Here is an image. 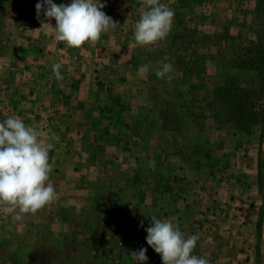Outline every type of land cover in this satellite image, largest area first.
<instances>
[{
	"label": "rangeland",
	"instance_id": "rangeland-1",
	"mask_svg": "<svg viewBox=\"0 0 264 264\" xmlns=\"http://www.w3.org/2000/svg\"><path fill=\"white\" fill-rule=\"evenodd\" d=\"M37 2L0 0V121L15 115L58 135L49 181L57 198L21 221L0 205V264H137L131 253L142 247L146 264H162L146 243L152 215L198 235L194 254L209 264H264V125L249 133L229 131L204 107L213 83L223 79L246 41H227L233 48L227 51L223 40L204 47L191 38L173 44L167 36L141 47L134 28L146 10L144 0H100L116 27L95 45L70 48L54 39V18L41 11L37 19ZM160 2L174 10L173 27L187 22L200 38L225 29L255 37L249 24L256 0ZM169 51L187 59L190 69L203 61L199 77L177 78L171 61L170 82L150 80ZM56 63L62 64L60 81L53 73ZM145 64L150 71L142 79L137 72ZM254 73L243 72L250 90L258 84ZM256 94L257 106L264 105V85ZM154 103L164 112L153 111ZM110 106L119 115L111 117ZM81 117L94 122L97 132L77 125ZM77 128L86 134L83 141Z\"/></svg>",
	"mask_w": 264,
	"mask_h": 264
},
{
	"label": "clouds",
	"instance_id": "clouds-1",
	"mask_svg": "<svg viewBox=\"0 0 264 264\" xmlns=\"http://www.w3.org/2000/svg\"><path fill=\"white\" fill-rule=\"evenodd\" d=\"M146 10L141 12L135 23L134 40L138 46H150L163 41L170 34L174 23V10L160 0H144ZM106 5L100 0H70V3L56 4L53 0H40L35 5L37 19L41 11L47 19H55L51 25L52 35L58 42L70 48H81L85 43L95 45L102 34L116 27V22L102 9ZM58 81L63 80L61 63L53 66ZM150 66L139 67L137 75L146 78ZM173 71L171 63H164L155 75L169 82ZM55 133L28 126L10 115L0 121V205L14 221H21L25 215H35L51 205L57 198L54 185L50 183L53 166L50 151L58 141ZM151 224L145 229L146 243L161 256L162 264H209L203 257L194 254L198 235H186L171 219L150 217ZM147 248L131 253L137 264H146Z\"/></svg>",
	"mask_w": 264,
	"mask_h": 264
},
{
	"label": "trees",
	"instance_id": "trees-1",
	"mask_svg": "<svg viewBox=\"0 0 264 264\" xmlns=\"http://www.w3.org/2000/svg\"><path fill=\"white\" fill-rule=\"evenodd\" d=\"M254 11L253 22L249 24V29L255 33L254 38L246 37L245 34L243 35L240 32L232 34L228 29H225L224 34H206L204 38H200L197 35L199 31L196 28L180 20L177 21L178 26L175 22V26L168 35L172 39L173 44H176L175 40L177 38H181L183 41L191 38L196 46L203 45L204 47L218 45L223 40L227 51L233 50L227 41H231V44L237 39L246 41V44L243 45L242 53L239 52L230 59L229 66L224 71L223 79L216 80L213 83L209 96H206L208 101L204 106L211 113L210 117L216 125L225 126L227 130L233 132L249 133L252 130V126L257 124L264 125V105L257 106L258 102H255L253 98L257 90L264 85V22L260 23L264 21V0H256ZM258 24L261 25L260 28H258ZM167 54L168 57L165 62L174 61L180 72L178 75L199 77L203 69V61L196 63L198 65L195 67L196 69H190L186 62L187 59H184L181 54L174 55L170 51ZM245 71L255 72L254 76L258 78V84L252 90L246 86L243 79V72ZM155 72L156 70L149 73L151 79L156 78ZM180 76L177 78L181 79ZM206 97L204 100H206ZM166 103L172 109V103L168 100H166ZM162 108H164L162 105L157 106L155 103L151 107L153 111L157 109V112H164ZM174 112L176 114L182 113L178 108ZM161 125H163V119ZM258 172L260 171L258 170Z\"/></svg>",
	"mask_w": 264,
	"mask_h": 264
},
{
	"label": "crops",
	"instance_id": "crops-1",
	"mask_svg": "<svg viewBox=\"0 0 264 264\" xmlns=\"http://www.w3.org/2000/svg\"><path fill=\"white\" fill-rule=\"evenodd\" d=\"M175 74H177L176 75V77H178L179 75V72L178 73H175ZM149 77V76H148ZM149 79L150 80H152L151 79V77H149ZM154 80V79H153ZM112 102L113 101H111V104H112ZM112 107H114V106H112ZM111 106H110V109H109V113L111 114V117H112V114H116V115H119V113L121 112L120 111V109L119 108H112ZM16 110V109H15ZM107 110H108V108H107ZM106 111V110H105ZM13 112H12V110H11V114H12ZM87 113V111L85 110L84 111V115H83V117L85 116V114ZM83 117H81L79 120H77L78 122H77V125H83V126H85V128H86V131L88 132V131H94V132H97V128H92V125H94V122H91V121H89L88 119L86 120V119H83ZM86 117L88 118V116L86 115ZM113 117H114V115H113ZM109 122L108 123H111V125L112 124H116V120H114V119H109L108 120ZM100 123V122H99ZM98 123V124H99ZM74 126H76L75 124H74ZM119 126V125H118ZM73 128H75V127H73ZM89 128H91V129H89ZM116 128H118V127H116ZM115 128V129H116ZM113 130H114V128H113ZM75 134L79 137V139L80 140H84V138L86 137V134H84V133H82L81 131H80V129H75ZM116 136V135H115ZM114 135H112V138H114L115 137ZM110 137H111V135L110 134H107L106 136H105V139H110ZM89 146H91V143H89L88 144ZM94 146V145H93ZM99 149H101L100 150V152H102V150H104L105 149V145H101V146H99ZM86 152V151H85ZM86 153H88V151L86 152ZM104 153V152H103ZM102 154V153H101ZM118 154H115V156L114 157H116ZM97 157H95V159H96ZM99 159L100 158H98L97 160L99 161ZM83 160H84V158H83ZM85 160H87V161H90V154H89V156L88 155H86V157H85ZM92 160V159H91ZM101 160H102V157H101ZM116 161V159H112L111 160V162H109V165H110V163H112V161ZM103 162V161H102ZM104 163V162H103ZM73 169H75V168H73ZM256 227H257V229H260L261 228V225H260V223L258 222V220H257V223H256Z\"/></svg>",
	"mask_w": 264,
	"mask_h": 264
}]
</instances>
